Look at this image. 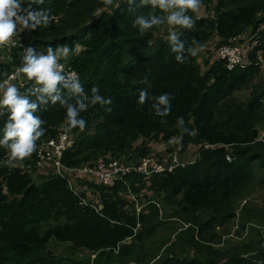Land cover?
Wrapping results in <instances>:
<instances>
[{
  "label": "trees",
  "instance_id": "16d2710c",
  "mask_svg": "<svg viewBox=\"0 0 264 264\" xmlns=\"http://www.w3.org/2000/svg\"><path fill=\"white\" fill-rule=\"evenodd\" d=\"M31 7L47 12L49 24L18 31L11 39L23 48L0 47V81L22 66L29 47L46 55L51 45L57 55L68 46L70 55H57V60L79 74L88 97L84 102L90 104L96 87L95 95L111 103L90 104L79 113L86 121L84 131L68 130L66 106L75 105L79 94L58 84L65 105L45 97L47 102L38 103L34 113L44 122L36 151L23 161H10L0 147V264H88L87 255H76L79 250L95 252L93 264L264 263V208L242 207L234 229L238 202L264 182V142L258 141L264 128V82H254L260 73L257 62L264 60V0H202L198 12H185L193 18L191 28L173 25L175 42L161 34H167L165 11L152 0H112L111 5L104 0H44ZM151 17L161 23L141 30L136 21ZM243 32L255 41L246 54L249 65L228 70L215 53ZM213 35L215 53L211 63L203 60V70L197 63L199 49ZM177 44L184 45L182 51L174 50ZM28 82L20 88L25 94L33 87ZM242 89L250 92L238 101L234 94ZM141 92L146 93L143 104L138 103ZM160 95L169 96L163 116L156 111L164 108L157 104ZM6 120L5 112L0 137ZM61 133L75 143L59 159L68 169L93 166L107 156L137 161L152 148L172 153L173 144L180 153L188 146L198 151L194 160L170 172L146 180L128 175L131 193L122 183L89 185L97 201L83 203L84 193L74 194L52 164L44 166L46 176L41 174L46 162L37 164L40 147ZM129 194L141 206L138 212ZM48 220L53 223L41 231ZM166 228L172 229L169 234L158 235ZM153 235L157 240L147 243ZM51 241L67 243L74 258L54 254Z\"/></svg>",
  "mask_w": 264,
  "mask_h": 264
},
{
  "label": "clouds",
  "instance_id": "9594fccd",
  "mask_svg": "<svg viewBox=\"0 0 264 264\" xmlns=\"http://www.w3.org/2000/svg\"><path fill=\"white\" fill-rule=\"evenodd\" d=\"M43 2L44 0H31L30 3L26 2V0H0V45L7 44L10 40H15L11 38L16 35L18 31L34 30L38 25L48 26L50 15L44 11H33L31 7V3ZM128 2L131 3V0H128ZM152 2L154 5H157L160 9L165 11L170 9H178V11H172L167 16V22L169 24L191 28L194 23L193 18L190 15H185V12H198L202 0H152ZM104 3L106 5H111L112 0H104ZM136 23L140 26L141 30H147L153 25L160 24L161 20L158 17H151L149 19L140 18L136 21ZM170 38L173 42H175V35H172ZM183 48V44H177L174 50L179 52L182 51ZM217 52L215 53L216 57ZM68 53V46L61 47L60 54L62 56H67ZM196 54V51L191 52L192 56H196ZM57 59L58 57L53 52L51 45L47 46L46 55L34 54L31 47L26 50L25 55L22 57V66L18 67L17 71L23 74V76L28 81L33 82V87L27 92V94L21 92L20 88L10 82L12 79H14V77H8L0 81V116L4 115L5 112L7 113V120L2 130L3 134L2 137H0V147H4L6 149L10 161H23L24 159L30 157L37 149L36 142L42 137L44 132V130L41 128V125L44 122L39 119V117L34 115V113L37 111L38 103L42 105L47 101H50L51 103L55 104L57 101H59L62 106L65 105V101L61 98L60 92L57 89L58 84H60L63 88L68 89L73 96L79 94V98L76 99L75 105L68 104L66 106L65 120L68 130L78 128L80 131H84L86 127V121L79 116V113L86 111L90 104L95 105L99 103L103 105L111 103L110 99L105 100L99 95H95V93L98 91L96 87H93L91 90L93 95L91 97L90 104L85 103L84 101L87 100L88 97L84 95L83 88L81 87L80 77L76 73L77 71L75 70L76 72H70L68 74V78H66L60 74L62 73L61 71L63 70V65L58 64ZM177 60H180L179 56H177ZM0 75L3 74L0 73ZM27 84L29 85V83ZM37 93H39V95H37ZM29 95H35V101L30 102L28 99ZM45 97H47V101ZM145 98L146 93L141 92L138 103L143 104ZM156 99L158 105L164 106L163 111H161L159 107H156L157 113L161 116L166 115L169 111V96L160 95ZM190 135H195V133H191ZM115 159L119 160L120 164L123 165H128L130 163L135 164L137 162L132 159ZM191 161L192 160L188 161L187 163H190ZM131 174L129 173L124 175L123 179L116 182V184L122 183L126 185L130 193L131 190L127 186L126 178ZM79 182V184L78 182H73L72 187L68 185L73 193L79 197H81V193L86 195V192L91 189L89 188V185L96 184L104 186L102 184L93 183L82 178L79 179ZM91 190L92 192L94 191L93 189ZM129 198L134 200L136 204L137 200H135L136 198L133 194H129ZM82 200L83 203H87L85 198H82ZM100 207L102 208V205H98L99 209H101ZM136 207L138 212L141 206L136 204ZM128 241L130 243V240H127L126 243Z\"/></svg>",
  "mask_w": 264,
  "mask_h": 264
},
{
  "label": "built area",
  "instance_id": "2783aa9c",
  "mask_svg": "<svg viewBox=\"0 0 264 264\" xmlns=\"http://www.w3.org/2000/svg\"><path fill=\"white\" fill-rule=\"evenodd\" d=\"M254 44L255 42L250 39L245 32L239 33L231 36L226 44L219 47L217 56L220 60L224 61L228 70L245 68L249 65L246 61V54ZM9 45L20 46L22 48L24 47V44L15 40H10L7 44L0 45V47ZM57 63L63 65V70L61 72L66 78H68V74L70 72H76L70 65H66L58 60ZM260 68L264 73V62L260 65ZM17 69L18 68H15L9 72L4 79L14 77V79L10 81L11 83L15 84L19 88L26 87L28 85L27 83L30 84V82H28L23 74L19 73ZM258 141H264V128L259 132ZM74 144V139L69 138L65 133H61L56 140H50L46 145L40 147L36 154L38 158L37 164L42 166L43 161H45L46 163L42 166V169L46 164H52L55 167L53 170L54 174H65L69 169L65 168L59 159L62 156L63 150H65L68 146H73ZM227 159H230V157L227 156ZM188 161L179 159L176 156L175 151L172 153H163L162 149L158 151L157 149L152 148L147 155L142 157L135 164L130 163L128 165H123L120 164L119 160L107 157V161L99 159L95 164H93V166L82 167L78 172L80 173L82 179L102 184L104 186H113L116 182L123 179L124 175L129 173L141 174L144 178L148 179L153 174H163L165 172L172 171L179 165L184 166ZM72 186L73 184H70V187ZM137 227H139V224H137Z\"/></svg>",
  "mask_w": 264,
  "mask_h": 264
},
{
  "label": "rangeland",
  "instance_id": "374dc122",
  "mask_svg": "<svg viewBox=\"0 0 264 264\" xmlns=\"http://www.w3.org/2000/svg\"><path fill=\"white\" fill-rule=\"evenodd\" d=\"M165 11V10H164ZM172 12V10H167L165 11V14H164V19H165V22H164V29L163 31H166L167 34H163V37H165L166 39H168V41H172L171 40V36L172 35H175V27L172 25V24H169L167 22V16ZM13 39H17V38H13ZM216 37L215 35L212 36V38H210V40L203 46L199 49V53H198V59H197V63L200 65L201 69H205V64L203 62L204 59L208 58L209 59V62L208 63H211L212 62V57L215 53V44H216ZM255 42V41H254ZM59 57H62L64 58L65 56H62L60 54V49L58 50V54H57ZM70 53H68L67 56H69ZM264 62V60L262 61H259L257 62V65H261L262 63ZM262 81L264 82V73L263 71L261 70L260 68V73H259V76L254 80V82H258V81ZM249 90L248 89H242L241 91H237L235 92L234 96L235 98L238 100V101H245L249 95ZM264 142V141H262ZM159 144H156L154 146H157ZM170 146V145H169ZM164 147H167V146H164ZM170 147H173V151L176 152V156L181 159V160H193L195 158V155L197 154V148H189V146L183 151V152H179V149L177 146H175V144H173V146H170ZM189 148V149H188ZM134 160V159H133ZM136 161V160H134ZM139 161V160H137ZM12 166H15L16 163H13L11 164ZM83 167H91V166H88V165H85ZM82 168V167H79V168H75V169H69L68 171H66L65 174L63 175H60L62 176L64 179H66L67 181V185H72L74 181H70V178H69V175H77L78 179L81 178V175L80 173L78 172L79 169ZM48 173V169H42V172L41 174L42 175H47ZM40 174V175H41ZM258 175H260L261 173H257ZM42 177V176H40ZM263 178V177H262ZM36 181L39 182L36 178ZM80 182H78L79 184ZM254 190L256 192H254L253 194H250L248 196H246L245 198L241 199L239 203V206H238V209L236 211V219H235V226H234V229L237 228V224H238V220H237V216L238 214L240 213L241 211V208L244 207L245 205H256L257 207L259 208H264V182L261 181L256 185L254 186ZM149 194V192H147ZM85 195V194H84ZM84 198L86 199V202H93L95 203V201H97V197H95L94 193L92 192L91 189H89L87 192H86V195L84 196ZM159 205L161 206L162 203L160 202ZM239 210V211H238ZM53 223V221L51 220H48L46 222H43L42 225L40 226V230H45L46 226ZM172 230V229H170ZM170 230L169 229H165V230H159V234H169L170 233ZM158 235H153L151 238H147L145 239V241L148 243L150 240H157L158 237H156L155 239V236H158ZM148 247H150V245L146 246V250H148ZM49 249L54 253V254H57V255H60V256H66V255H69L68 253V244L67 243H58V244H55L54 241H51L50 242V245H49ZM78 257H82L84 255H87L89 258H90V262L88 264H93V260L95 259L96 257V253L95 252H91V251H87V250H79L78 253L76 254ZM70 256V255H69ZM71 258H74V256H70ZM70 264V263H68Z\"/></svg>",
  "mask_w": 264,
  "mask_h": 264
},
{
  "label": "crops",
  "instance_id": "0c3cea01",
  "mask_svg": "<svg viewBox=\"0 0 264 264\" xmlns=\"http://www.w3.org/2000/svg\"><path fill=\"white\" fill-rule=\"evenodd\" d=\"M70 181L79 182L77 175H69ZM129 243V241L127 242Z\"/></svg>",
  "mask_w": 264,
  "mask_h": 264
},
{
  "label": "water",
  "instance_id": "95a60500",
  "mask_svg": "<svg viewBox=\"0 0 264 264\" xmlns=\"http://www.w3.org/2000/svg\"><path fill=\"white\" fill-rule=\"evenodd\" d=\"M101 208V207H100Z\"/></svg>",
  "mask_w": 264,
  "mask_h": 264
}]
</instances>
